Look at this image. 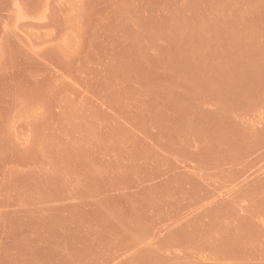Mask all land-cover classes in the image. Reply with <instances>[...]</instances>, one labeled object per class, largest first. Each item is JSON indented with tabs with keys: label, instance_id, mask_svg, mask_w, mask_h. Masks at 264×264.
<instances>
[{
	"label": "rangeland",
	"instance_id": "rangeland-1",
	"mask_svg": "<svg viewBox=\"0 0 264 264\" xmlns=\"http://www.w3.org/2000/svg\"><path fill=\"white\" fill-rule=\"evenodd\" d=\"M244 33H264V0H0V264H60L55 208L151 115L182 107L193 149L227 144L200 131L228 115ZM220 195L203 228L167 239L184 249L142 264H264V165L237 167Z\"/></svg>",
	"mask_w": 264,
	"mask_h": 264
},
{
	"label": "crops",
	"instance_id": "crops-1",
	"mask_svg": "<svg viewBox=\"0 0 264 264\" xmlns=\"http://www.w3.org/2000/svg\"><path fill=\"white\" fill-rule=\"evenodd\" d=\"M243 47L244 61L230 67L228 115L200 131L228 134V143L193 149L182 107L128 129L129 136L100 153L94 184L88 179L71 195L74 203L55 208L52 238L60 264H142L174 246L184 249L167 239L203 228L205 216L230 204L220 193L236 182L237 167L264 165V33H244ZM185 92L181 87L176 95ZM190 164L227 167L229 178L217 172L200 177ZM50 235L44 230L41 236Z\"/></svg>",
	"mask_w": 264,
	"mask_h": 264
}]
</instances>
